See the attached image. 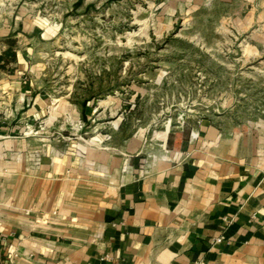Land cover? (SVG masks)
<instances>
[{
    "label": "crops",
    "instance_id": "obj_1",
    "mask_svg": "<svg viewBox=\"0 0 264 264\" xmlns=\"http://www.w3.org/2000/svg\"><path fill=\"white\" fill-rule=\"evenodd\" d=\"M34 24L0 3V80L22 111L0 117V264H264V163L241 135L202 120L149 151L143 136L94 137L34 155L27 129L49 105L15 49ZM11 63L21 70L2 71Z\"/></svg>",
    "mask_w": 264,
    "mask_h": 264
},
{
    "label": "rangeland",
    "instance_id": "obj_2",
    "mask_svg": "<svg viewBox=\"0 0 264 264\" xmlns=\"http://www.w3.org/2000/svg\"><path fill=\"white\" fill-rule=\"evenodd\" d=\"M0 3L42 28L32 46L15 48L29 53L27 78L49 105L27 129L34 155L94 137L106 145L143 136L149 151L168 131L208 120L249 140L264 163V0ZM13 70L18 63L2 67ZM4 83L0 117L20 118ZM22 101L17 93L12 105Z\"/></svg>",
    "mask_w": 264,
    "mask_h": 264
}]
</instances>
